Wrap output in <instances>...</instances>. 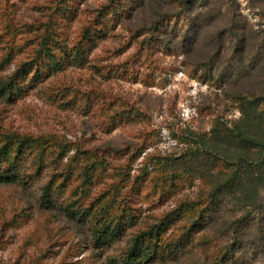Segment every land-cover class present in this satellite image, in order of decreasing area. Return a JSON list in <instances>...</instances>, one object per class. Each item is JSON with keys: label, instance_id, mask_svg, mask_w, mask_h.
<instances>
[{"label": "rangeland", "instance_id": "rangeland-1", "mask_svg": "<svg viewBox=\"0 0 264 264\" xmlns=\"http://www.w3.org/2000/svg\"><path fill=\"white\" fill-rule=\"evenodd\" d=\"M57 1L0 0V76L8 75L24 58L18 47L27 38L25 25L43 19ZM108 1L58 2L64 10L58 20L68 44L76 41L83 25ZM116 1L105 18L108 33L90 48L89 62L83 68L68 66L36 86L25 85L10 101L0 99V132L50 134L74 145L108 151L127 145L132 151L142 145L145 148L132 165L131 174H135L149 154L180 152L189 130L208 132L217 118L237 119L234 95L260 93L264 85V0H200L189 4L187 13L175 8L178 0ZM165 13L172 15L170 26L175 30L184 31L188 17L193 25L190 35L173 41L167 27L151 36V45L141 44L149 34L139 36L135 29ZM99 19L102 23L103 18ZM9 47H13V56L6 54ZM4 57L9 60L1 64ZM208 61L212 74L204 72ZM128 108L141 111L140 119L132 124L117 116ZM107 126L113 127L111 131L105 130ZM114 150L108 158L124 162L125 152ZM115 179L116 172L109 169L104 184L90 191L97 192ZM200 187L197 180L192 185L180 184L174 194L152 193L144 187L139 195H131L132 205L142 216H160L178 200L193 198ZM261 197L264 200V188ZM243 213L233 203L224 209L227 218L236 219ZM82 230L78 223L38 209L28 192L0 188V264H106L107 258L118 254L120 245L92 246ZM261 239L262 233L251 236V243H241L246 245L245 264H264V236Z\"/></svg>", "mask_w": 264, "mask_h": 264}, {"label": "trees", "instance_id": "trees-1", "mask_svg": "<svg viewBox=\"0 0 264 264\" xmlns=\"http://www.w3.org/2000/svg\"><path fill=\"white\" fill-rule=\"evenodd\" d=\"M59 1L43 19L25 25L27 38L18 47L24 58L8 75L0 76V99L10 101L25 85L34 86L68 66L83 68L89 62L90 48L108 33L105 18L118 4L109 0L102 5L94 19L83 25L76 41L68 44L58 20V13L64 12ZM196 2L200 0H178L175 8L186 12ZM171 18L165 13L136 28L139 36L149 34L141 44L151 45V36L167 27L173 41L187 38L193 26L188 17L184 31L173 29ZM229 32L235 34L233 28ZM12 48L7 56H13ZM4 58L1 64L7 62ZM210 63L204 72L212 74ZM233 101L239 111L237 119L217 118L208 132L189 130L180 152L149 154L135 174H131L132 165L141 156L142 145L132 151L130 145L118 149L125 152L126 160L115 163L108 158L113 148L83 147L50 134L0 132V188L28 192L38 209L78 223L92 246L120 245L118 254L107 258L106 264H245L246 245L241 243L247 244L260 233L263 242L264 236V225H260L264 221V85L260 93L236 94ZM140 114L137 108H128L117 116L132 124ZM109 169L117 179L91 192L93 186L104 184ZM196 180L201 187L193 198L178 200L160 216H142L132 205L131 195H139L144 187L152 193L174 194L180 184L192 185ZM229 203L239 205L245 214L225 217Z\"/></svg>", "mask_w": 264, "mask_h": 264}]
</instances>
